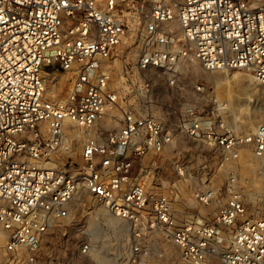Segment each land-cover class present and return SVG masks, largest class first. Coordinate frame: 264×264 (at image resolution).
<instances>
[{
  "label": "built area",
  "instance_id": "built-area-1",
  "mask_svg": "<svg viewBox=\"0 0 264 264\" xmlns=\"http://www.w3.org/2000/svg\"><path fill=\"white\" fill-rule=\"evenodd\" d=\"M193 64L249 70L264 93V2L0 0L6 264H32L44 233L55 219L70 218L82 189L126 227L129 252L120 264H171L152 254L150 233L167 237L184 264H210L213 257L264 264V199H251L249 210L239 174L246 151L264 159V104L253 128L237 131L214 87L194 79L191 96L179 94L180 74ZM63 77L69 85L59 96L50 82ZM161 79L166 102L156 90ZM73 128L83 133L75 162L66 155L79 135ZM181 139L220 154L225 199L212 218L187 212L179 221L174 188L150 187L166 160L186 177L173 156ZM192 195L214 201V190L198 182ZM90 248L89 241L82 245Z\"/></svg>",
  "mask_w": 264,
  "mask_h": 264
},
{
  "label": "rangeland",
  "instance_id": "rangeland-1",
  "mask_svg": "<svg viewBox=\"0 0 264 264\" xmlns=\"http://www.w3.org/2000/svg\"><path fill=\"white\" fill-rule=\"evenodd\" d=\"M254 4L264 0H249ZM203 81L207 86L214 87L220 99L226 100L232 114L229 120L240 132L249 131L257 123L260 110L264 104V93L261 84L246 69L204 71L193 64L184 68L180 74L178 91L185 97L193 93L192 80ZM51 88L57 95H63L68 87L67 78L53 81ZM161 101L170 100L168 86L161 79L156 85ZM171 101L176 100L171 96ZM79 134L71 141V147L66 155L78 159L83 133L81 128H73ZM86 132V130H85ZM174 158H179L187 172L185 178H180L167 160L159 165L160 176L152 178L150 187L171 191L174 188L173 206L179 221L185 213H193L212 218L220 204L224 202L223 189L225 174L219 167L220 154L213 146L190 139H181L173 152ZM239 174L243 184L248 208L252 209L251 199H264V159L256 158L246 151L239 166ZM204 179L200 181V177ZM197 182L205 184L214 190V201L208 204L199 203L192 195ZM172 183H175L172 185ZM255 196V197H254ZM262 206V203H260ZM70 218H57L42 237L41 247L32 264H120L126 261L129 252L127 229L122 222L114 218L102 205L96 203L84 189L71 205ZM153 255L162 254L171 264H184L179 251L162 233H150L145 236ZM91 243V248L82 250L85 242ZM0 238V264H6ZM225 242L219 244L224 248ZM210 264H220L218 257H213Z\"/></svg>",
  "mask_w": 264,
  "mask_h": 264
}]
</instances>
